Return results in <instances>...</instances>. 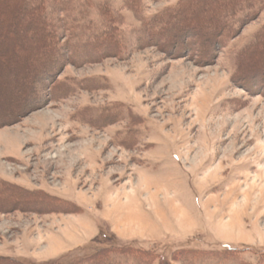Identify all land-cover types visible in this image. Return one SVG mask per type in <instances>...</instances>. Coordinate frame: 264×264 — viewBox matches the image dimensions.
<instances>
[{
  "label": "rangeland",
  "instance_id": "rangeland-1",
  "mask_svg": "<svg viewBox=\"0 0 264 264\" xmlns=\"http://www.w3.org/2000/svg\"><path fill=\"white\" fill-rule=\"evenodd\" d=\"M15 1L0 0V182L59 205L0 190V257L264 264V0ZM68 220L98 233L25 257Z\"/></svg>",
  "mask_w": 264,
  "mask_h": 264
},
{
  "label": "trees",
  "instance_id": "trees-1",
  "mask_svg": "<svg viewBox=\"0 0 264 264\" xmlns=\"http://www.w3.org/2000/svg\"><path fill=\"white\" fill-rule=\"evenodd\" d=\"M191 0H188V2H190ZM193 1V0H192ZM194 1H201V3H203L205 1V3L207 1H210V0H194ZM228 1V0H227ZM232 1V4H234V2H236V0H231ZM16 7H18V9H22L24 10L25 6H27V0H16ZM211 3V2H210ZM213 3H214V0H213ZM42 4V3H41ZM198 4H200V2H198ZM37 5V4H36ZM40 5V4H38ZM210 5V4H209ZM41 6V5H40ZM31 10V12H30ZM30 10H28L29 12V15L30 17H28V19L30 18V23L34 24V23H37L38 26L36 25V27H33L32 28V31H30V33L28 32V28L27 27H21V28H18L17 30H19L20 32H22L23 34L25 33H29L30 35H35L38 38L39 42H41V46L40 48L37 50H39V54H44L46 55L49 50H48V47H46V44L44 43L46 41V39H44V37L46 36V21L45 19L42 17L43 15V12H41L40 8L39 7H36L34 9L30 8ZM16 13V12H14ZM13 12H9V15L11 18H13L12 20H15L16 16L19 15V13L17 14H14ZM7 21H11V19L8 18ZM24 44L23 40H20L16 43V45H20L22 46ZM114 47H117V43L114 42L113 43ZM37 63H41L40 61L37 62ZM37 69L34 71L36 72ZM0 190L5 191V197H1V199L3 198V201L7 202L8 199H13L15 200V196H13V194H17L18 196H20L22 199H25L26 201H28L27 199L28 198H32L33 201H36V202H40L41 204L43 203V205L45 207H57L59 204L58 202V198H51L49 196H46V195H40V194H36V192H30V191H27L23 188H20L18 186H15V185H12V184H9V183H5V182H0ZM0 199V200H1ZM5 202H0V206H3L5 204ZM15 204V207L18 206V203H14ZM2 211V210H0ZM52 212V211H51ZM196 253V252H195ZM112 252L108 251L107 249H101L99 250L98 252H96L93 257H91L87 262L88 264H92L94 263V261L96 262V264H104V262H106L108 260V257L109 255H111ZM225 255H228V257H225L223 258L222 257V260H227L230 256V253H227ZM174 260H177L176 258H174ZM161 261V260H160ZM140 264V262H138ZM171 264V261L169 260H166L164 258V261L162 260V262L160 264ZM0 264H27L26 262L24 261H21V260H17V259H12V258H5V257H0ZM45 264H57L56 261H51V262H48V263H45Z\"/></svg>",
  "mask_w": 264,
  "mask_h": 264
},
{
  "label": "crops",
  "instance_id": "crops-1",
  "mask_svg": "<svg viewBox=\"0 0 264 264\" xmlns=\"http://www.w3.org/2000/svg\"><path fill=\"white\" fill-rule=\"evenodd\" d=\"M124 209H127L131 211L132 209H129V207H125ZM138 211V210H137ZM140 212V211H139ZM138 213V212H137ZM55 222V223H54ZM73 224L71 227L69 224ZM54 227L56 225V221H53L51 223ZM65 230H59L58 227H55L56 229H48V232L44 238H41V244L45 248V250L41 252H37L38 254H31L28 255L27 253L38 250V244H34L31 241L25 240L22 241V248L23 252L25 254V257H29L30 259H35L36 262H48L55 258L61 257L63 254L69 253L77 248L82 247V245L88 243L91 241L96 234L98 233V224H100L99 221H94L92 225L94 228L95 234L90 236L88 232L81 230L82 227H79V225L73 223V221H67L64 222ZM89 235V236H88ZM121 240L129 241L132 240L131 238H122L119 234L117 235ZM0 255L10 257V255H4L0 253ZM13 258L16 256H12Z\"/></svg>",
  "mask_w": 264,
  "mask_h": 264
},
{
  "label": "bare ground",
  "instance_id": "bare-ground-1",
  "mask_svg": "<svg viewBox=\"0 0 264 264\" xmlns=\"http://www.w3.org/2000/svg\"><path fill=\"white\" fill-rule=\"evenodd\" d=\"M20 98V97H19ZM18 101V100H17Z\"/></svg>",
  "mask_w": 264,
  "mask_h": 264
}]
</instances>
